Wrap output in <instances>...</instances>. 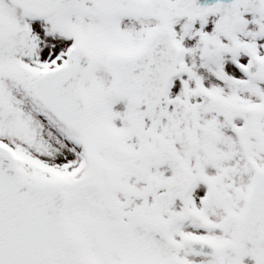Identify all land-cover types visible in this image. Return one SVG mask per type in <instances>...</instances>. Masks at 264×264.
Instances as JSON below:
<instances>
[{
	"label": "snow or ice",
	"instance_id": "1",
	"mask_svg": "<svg viewBox=\"0 0 264 264\" xmlns=\"http://www.w3.org/2000/svg\"><path fill=\"white\" fill-rule=\"evenodd\" d=\"M0 264H264V0H0Z\"/></svg>",
	"mask_w": 264,
	"mask_h": 264
}]
</instances>
